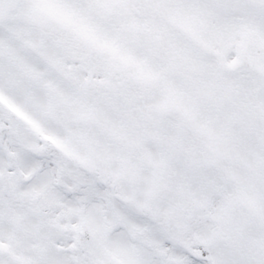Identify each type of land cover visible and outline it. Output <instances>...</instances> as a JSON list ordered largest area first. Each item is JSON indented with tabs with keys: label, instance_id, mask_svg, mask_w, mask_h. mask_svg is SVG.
I'll list each match as a JSON object with an SVG mask.
<instances>
[{
	"label": "snow or ice",
	"instance_id": "1",
	"mask_svg": "<svg viewBox=\"0 0 264 264\" xmlns=\"http://www.w3.org/2000/svg\"><path fill=\"white\" fill-rule=\"evenodd\" d=\"M0 264H264V0H0Z\"/></svg>",
	"mask_w": 264,
	"mask_h": 264
}]
</instances>
